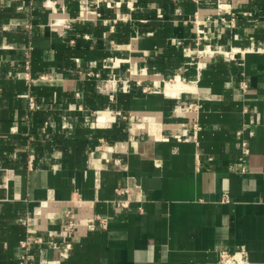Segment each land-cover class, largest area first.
<instances>
[{
	"label": "crops",
	"instance_id": "1",
	"mask_svg": "<svg viewBox=\"0 0 264 264\" xmlns=\"http://www.w3.org/2000/svg\"><path fill=\"white\" fill-rule=\"evenodd\" d=\"M113 1L0 0V264H264V0Z\"/></svg>",
	"mask_w": 264,
	"mask_h": 264
},
{
	"label": "built area",
	"instance_id": "2",
	"mask_svg": "<svg viewBox=\"0 0 264 264\" xmlns=\"http://www.w3.org/2000/svg\"><path fill=\"white\" fill-rule=\"evenodd\" d=\"M102 3L105 4L109 8H114V7L120 6L119 2H115L113 0H81L78 19L82 20V21L89 19V15L93 14L95 12L93 9H96L99 6H101ZM93 7H95V8H93ZM219 7H221L220 4H219ZM221 53L227 59H230V60L236 59V51L232 50V48H231V50L221 51ZM241 75H242L243 79L240 83V86L244 92H248L250 85H249L247 79L245 78V72H242ZM88 77H96L97 78V77H100V74L89 72ZM24 78L26 79V81L29 84L33 83L36 80V78L32 75V72H31V60H30L29 55H27V58L25 61ZM37 78L41 79V80H45L48 78V75L47 74H41ZM24 96L30 98L29 99L30 107L32 109H34L36 107L35 98H33L32 96H29V94H26ZM245 110L247 111V108H245ZM195 122L196 123H194V137L197 136L198 131L201 129V126L199 125V122L197 119H195ZM250 123L255 124L257 122L255 121V119H251ZM249 134H250V136H253L254 131L252 129L249 130ZM240 151L241 152H240L239 160L243 161L245 156L249 154V143L247 140H242L240 142ZM243 171L244 172L246 171V167H243ZM126 193H127L126 188H118L117 189V194L119 196H123ZM127 206H128V200L119 199L117 201V207L118 208L127 207ZM99 219H100L102 225L104 227H107V224H108L107 218H99ZM38 241H41V240L39 239ZM21 245L25 249V253L20 257V264H35L36 259H35L34 253L32 252V242L29 240V238H27L26 240L21 242ZM220 257H221L220 258L221 264H244L245 258L247 257V254L244 250L236 251V252L222 251V252H220Z\"/></svg>",
	"mask_w": 264,
	"mask_h": 264
},
{
	"label": "bare ground",
	"instance_id": "3",
	"mask_svg": "<svg viewBox=\"0 0 264 264\" xmlns=\"http://www.w3.org/2000/svg\"><path fill=\"white\" fill-rule=\"evenodd\" d=\"M195 84L192 82H184L180 79L171 82V81H167L166 84V92L169 96H177L179 95L181 92L185 91V90H193L195 87Z\"/></svg>",
	"mask_w": 264,
	"mask_h": 264
}]
</instances>
